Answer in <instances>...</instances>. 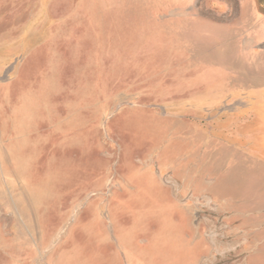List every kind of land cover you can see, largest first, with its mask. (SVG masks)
I'll use <instances>...</instances> for the list:
<instances>
[{
    "label": "rangeland",
    "instance_id": "374dc122",
    "mask_svg": "<svg viewBox=\"0 0 264 264\" xmlns=\"http://www.w3.org/2000/svg\"><path fill=\"white\" fill-rule=\"evenodd\" d=\"M0 264H264V0H0Z\"/></svg>",
    "mask_w": 264,
    "mask_h": 264
},
{
    "label": "crops",
    "instance_id": "0c3cea01",
    "mask_svg": "<svg viewBox=\"0 0 264 264\" xmlns=\"http://www.w3.org/2000/svg\"><path fill=\"white\" fill-rule=\"evenodd\" d=\"M256 119V113L255 116L253 117V121ZM251 137V136H250ZM232 142V141H231ZM232 144H236V142L234 141ZM255 157V156H254Z\"/></svg>",
    "mask_w": 264,
    "mask_h": 264
},
{
    "label": "bare ground",
    "instance_id": "6f19581e",
    "mask_svg": "<svg viewBox=\"0 0 264 264\" xmlns=\"http://www.w3.org/2000/svg\"><path fill=\"white\" fill-rule=\"evenodd\" d=\"M3 57V56H2ZM3 58H6V57H3Z\"/></svg>",
    "mask_w": 264,
    "mask_h": 264
}]
</instances>
